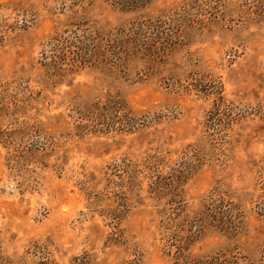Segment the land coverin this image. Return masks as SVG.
Returning <instances> with one entry per match:
<instances>
[{
  "label": "rangeland",
  "instance_id": "obj_1",
  "mask_svg": "<svg viewBox=\"0 0 264 264\" xmlns=\"http://www.w3.org/2000/svg\"><path fill=\"white\" fill-rule=\"evenodd\" d=\"M263 199L264 0H0L1 264H264Z\"/></svg>",
  "mask_w": 264,
  "mask_h": 264
},
{
  "label": "trees",
  "instance_id": "obj_2",
  "mask_svg": "<svg viewBox=\"0 0 264 264\" xmlns=\"http://www.w3.org/2000/svg\"><path fill=\"white\" fill-rule=\"evenodd\" d=\"M220 99H223V97H220ZM113 106H110L109 113H111L110 116L115 119H120V123L122 118L124 120L125 124H129V126H133V121L135 118L131 116V112L129 111V108L120 101L119 99H115L114 102H112ZM124 124V123H123ZM219 203V202H218ZM211 208H208L207 215L212 218L211 223H207V225H211L212 228L218 230L219 232L228 233L231 229L234 231L236 230V223L234 222V214L232 211H225L223 209H215L214 206L217 204L216 201L213 199L211 202ZM261 213V215L264 216V199L262 201V206L258 209ZM221 215V217L219 216ZM205 219V216L203 217ZM214 222V223H213ZM204 228V227H203ZM188 243L191 240V237H187ZM183 244H186L185 242L182 243L180 241L177 243V245H172V247L175 248V252L173 253V262L172 264H247L248 262H245V260L241 259V257L231 255L228 253V251L221 252L217 254L216 256L212 257H194L186 254V250ZM264 263V259L261 260ZM1 264V263H0ZM73 264H99L97 261H89L86 260V258H77L74 260ZM134 264V263H130ZM255 264V263H253ZM257 264H259L257 262Z\"/></svg>",
  "mask_w": 264,
  "mask_h": 264
}]
</instances>
